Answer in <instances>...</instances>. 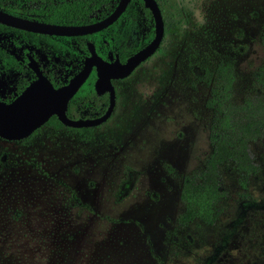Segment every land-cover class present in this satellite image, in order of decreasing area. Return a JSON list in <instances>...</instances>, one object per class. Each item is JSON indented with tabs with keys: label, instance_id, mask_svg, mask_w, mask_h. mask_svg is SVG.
I'll use <instances>...</instances> for the list:
<instances>
[{
	"label": "rangeland",
	"instance_id": "374dc122",
	"mask_svg": "<svg viewBox=\"0 0 264 264\" xmlns=\"http://www.w3.org/2000/svg\"><path fill=\"white\" fill-rule=\"evenodd\" d=\"M156 1L163 38L113 83L105 122L83 133L42 127L25 142L0 139V264H264L262 140L248 145L255 170L243 187L221 167L216 222L170 236L181 177L202 169L210 153L199 64L231 62L240 93L264 64V0ZM136 32L126 30L128 45ZM12 37L0 34V42ZM10 89L1 76L0 98Z\"/></svg>",
	"mask_w": 264,
	"mask_h": 264
},
{
	"label": "trees",
	"instance_id": "16d2710c",
	"mask_svg": "<svg viewBox=\"0 0 264 264\" xmlns=\"http://www.w3.org/2000/svg\"><path fill=\"white\" fill-rule=\"evenodd\" d=\"M23 1L26 0H0V10L21 9L24 6ZM108 1L110 3L107 6L104 5L105 11L102 12L100 18L108 15L117 2V0ZM155 2L157 3L156 0ZM49 3L52 4L51 1ZM32 7L38 8V4H32ZM51 9H53V16H60L58 19L62 21L61 24L66 23V19H71V22L77 25L83 24L81 20L84 16L80 7L62 2L53 5ZM122 17L127 20L131 19V21L134 20V17H138L140 28L143 31V38L139 45L132 47L120 45L119 24ZM94 21L95 19L90 22ZM152 29L150 13L144 8L142 1L130 0L122 16L108 29L102 31L104 34L102 39L105 40L107 49L113 54H117L119 61H123L149 41L152 37ZM0 30H9L24 38L30 35L32 40L39 36L2 25H0ZM259 41L264 48V26ZM90 42L93 43L96 51L105 46H102L99 39L96 41L90 39ZM80 47L84 50L82 43H80ZM195 79L208 87V96L204 105L211 114L208 130L210 153L204 160L202 169L181 177L179 200L182 210L175 217V227L170 233L172 239L176 236L177 230L191 223L212 226L216 222L225 200V193L220 189L219 183L221 167L228 165L237 174L238 183L243 187L245 179L255 170L248 157V145L257 140L264 141V64L252 73L250 80L240 93H235L237 78L231 62L216 63L212 67L206 62L200 63L199 75ZM49 81L54 87L65 83ZM93 82L91 78L86 79L68 102L65 114L69 119L94 118L103 113L106 97L95 94ZM24 85L18 86L17 90L20 91ZM42 127H48L53 131L64 129L77 133L91 130V128L64 127L54 116L50 117ZM40 128L22 142L30 139ZM167 170L171 172L169 168ZM125 185L124 179L118 189L119 192L125 189ZM69 202L72 206L79 205L73 196Z\"/></svg>",
	"mask_w": 264,
	"mask_h": 264
},
{
	"label": "water",
	"instance_id": "95a60500",
	"mask_svg": "<svg viewBox=\"0 0 264 264\" xmlns=\"http://www.w3.org/2000/svg\"><path fill=\"white\" fill-rule=\"evenodd\" d=\"M130 0H119L113 11L103 20L87 26H56L28 21L0 11V25L35 34L60 37L83 36L98 32L111 25L124 11ZM153 22V37L141 49L130 55L123 63L117 58L112 62L101 60L94 53L93 46L88 45L89 56L84 60L82 69L67 84L53 88L43 78L30 60V67L36 79L8 103L0 102V139L20 141L41 127L51 116L64 127L72 129L92 128L105 122L112 113L115 96L111 81L124 79L142 62L149 58L158 48L163 36V22L160 11L154 0H141ZM94 68L96 79L93 89L96 95L107 93V107L104 113L93 119L70 120L65 116L68 101L85 81L91 68Z\"/></svg>",
	"mask_w": 264,
	"mask_h": 264
},
{
	"label": "flooded vegetation",
	"instance_id": "af4514ba",
	"mask_svg": "<svg viewBox=\"0 0 264 264\" xmlns=\"http://www.w3.org/2000/svg\"><path fill=\"white\" fill-rule=\"evenodd\" d=\"M49 1H51L52 4H50ZM49 1L48 0H35V1L26 0V1L22 2L24 6L21 9H18V8L13 9V10L5 9L6 11H4V10H0V11L3 13H6L8 15L18 17L21 19H25L28 21H33V22L48 24V25H56V26H87V25H91L93 23H97V22L103 20L105 17H107L113 11L112 10L105 17L100 18L102 12L105 11L104 5L107 6L110 3V1H108V0H49ZM118 1L119 0H117L115 6L117 5ZM62 2L71 3L77 7H80V10L82 11V15L84 16L81 20L83 22V24H81V25L74 24L71 22V19L70 20L66 19V21H65L66 23L61 24L60 22H62V21H60L58 19V17H60V16H53L52 15V12H53V9H51L52 6L57 4V3H62ZM32 4H38V8H33ZM115 6H114V8H115ZM125 9H124V11H125ZM123 12L119 15V17L117 19H119L122 16ZM161 18H162V16H161ZM94 19H95L94 22H90ZM111 25L107 26L106 28H104L98 32L92 33V34L83 35V36H74V37H60V36H51V35L35 34V33L25 32L28 34L39 35V36L35 37V40H32V38H30L31 37L30 35H27V37L24 38L20 34L14 33L12 31L0 30V34L7 33V34H10L11 36H13L12 37L13 39L12 38L7 39V44L0 42V77L3 75H7L10 78V82H11L10 91L8 92L7 96L0 98V102L8 103V102L12 101L17 95H19L23 91V89L29 83H31L32 81H34L36 79L35 72L30 67V60L33 61L32 64L35 66L38 73L43 78H45L51 85H52V83L49 80L65 82L58 87H61L65 84H67V82L82 69L84 60L89 56V51H88V45L89 44H91L93 46L94 53L101 60H103L105 62H112V61H114L115 58H117L119 63H123L126 58L123 61H119L117 54H113L112 52H110L107 49V46L105 44V40L102 39V36L104 35L102 31L108 29V27H110ZM130 26H133L137 31L136 32V41L132 46L139 45V43L142 41L143 31L140 28L138 17H134V20H132V21H131V19L127 20V19H125V17H122L120 24H119V27H120L119 36H120V42H121L120 45L130 46L127 44V35H126V30ZM4 27H6V26H4ZM152 27H153V22H152ZM8 28H10V27H8ZM11 29H13V28H11ZM105 33H107V32H105ZM163 34H164V28H163ZM152 37H153V29H152ZM152 37L149 39V41L152 39ZM76 38H80V39L77 40ZM162 38H163V36H162ZM90 39H92L93 41H96L99 39V40H101L102 46H104V45L105 46L99 48V50L96 51L93 43L90 42ZM80 43H82V45L84 46V50L80 47ZM146 44H144L142 47H144ZM28 47H30L33 50V53H31L29 51ZM15 50H18L16 54H15ZM36 52H38V53L34 54ZM88 78L93 79V81L96 79V73H95V70L93 67L91 68L86 79H88ZM119 80H121V79H119ZM116 81H118V80L111 81L112 87H113V83ZM22 84H25V85L20 89V91H18L17 87L22 85ZM52 87L58 88V87H54L53 85H52ZM113 90H114V96H115L114 87H113ZM98 96H105L106 97V105L104 108V111H105V109L107 107V101H108L107 96L108 95H107V93H104V94L98 95ZM104 111H103V113H104ZM101 115H99V116H101ZM65 116H66V114H65ZM99 116H97V117H99ZM97 117H94V118H97ZM88 119H93V118H88ZM70 120H72V119H70ZM75 120H77V119H75ZM20 141H22V140H20ZM12 142H17V141H12Z\"/></svg>",
	"mask_w": 264,
	"mask_h": 264
},
{
	"label": "clouds",
	"instance_id": "9594fccd",
	"mask_svg": "<svg viewBox=\"0 0 264 264\" xmlns=\"http://www.w3.org/2000/svg\"><path fill=\"white\" fill-rule=\"evenodd\" d=\"M198 15H199V23L203 24L205 22L204 14L202 12H200Z\"/></svg>",
	"mask_w": 264,
	"mask_h": 264
}]
</instances>
